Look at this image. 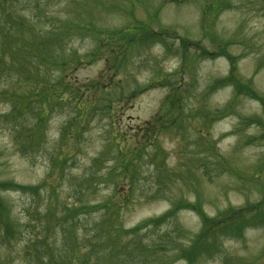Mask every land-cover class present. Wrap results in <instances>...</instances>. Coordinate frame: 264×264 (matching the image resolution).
Here are the masks:
<instances>
[{"label": "rangeland", "instance_id": "rangeland-1", "mask_svg": "<svg viewBox=\"0 0 264 264\" xmlns=\"http://www.w3.org/2000/svg\"><path fill=\"white\" fill-rule=\"evenodd\" d=\"M225 2L0 0V182L26 188L0 192V264H186L197 213L148 221L264 198L263 106L205 54L264 95V0ZM243 227L195 264H264Z\"/></svg>", "mask_w": 264, "mask_h": 264}, {"label": "trees", "instance_id": "trees-1", "mask_svg": "<svg viewBox=\"0 0 264 264\" xmlns=\"http://www.w3.org/2000/svg\"><path fill=\"white\" fill-rule=\"evenodd\" d=\"M10 29L14 30L15 35L20 34L22 32V29L24 30L20 22H14V25H12ZM6 41L10 42L12 45H16V41L8 40V36H7L3 42V46L5 45ZM28 45L29 43L28 44L26 43V38L24 37V41L21 44L22 50H26ZM219 47L220 45L218 46V48ZM221 52L223 53V55L227 54L225 53L226 52L225 49L221 50ZM25 55L26 54H24V57ZM9 56L12 62L18 59L17 56L14 54L10 53ZM39 56L40 55H38V57ZM228 58L231 63L230 74L227 77L218 80L215 86L218 84H221V85L231 84L235 88L236 95H239L243 92L246 93L249 98L260 102L264 110V95L258 94L251 86V83L249 84L246 81L242 82L241 80H239V78L235 77V75L233 74L234 69H235V58L230 57V56H228ZM21 59L25 60V58L23 57H21ZM173 96L175 100L178 98V95L176 94H174ZM23 189H26V188L15 185L14 183H11V182H0V192L8 191V190L22 191ZM106 207L108 208L109 206H106ZM182 207L192 208V210H194L197 213L201 221L200 231L197 233L195 238L190 242V247H188L185 250H181V255L185 257L184 260L187 262L186 264H195L196 260L203 256L210 258L213 255H215L217 251L214 252V250L218 248V245H215V243H216V240L221 235H225L227 237H239L243 231L240 229V226H243V224H244V227L250 226V225H263L264 224V198L257 203L247 204L242 208L231 209V211L220 213L217 217H214V218L208 217L198 205L188 204L184 202H177L176 204L173 205V207L166 214L161 216L159 219H156V220L153 219L148 222H152L155 225H157V222H160V221L161 223H164L169 217L174 216L176 211ZM4 215L5 216L7 215V209L0 198V219H2ZM148 222L144 221L140 223L139 225L143 228L146 225H148ZM3 223L5 224L3 227L8 229V225H9L8 221L3 222ZM4 228H3V232L6 234L7 231ZM63 246H64L63 250L66 249L68 253L71 251V247L65 246V244ZM42 249L44 253L43 246H42ZM111 251L112 249L109 252ZM53 254H57V253L54 251L51 252L48 264H57L55 261V258H53ZM87 258H88L87 255L84 254L81 258H78L77 261L72 260L70 264H87L88 263ZM107 259L108 260L110 259V261L113 262L111 256L107 257Z\"/></svg>", "mask_w": 264, "mask_h": 264}]
</instances>
